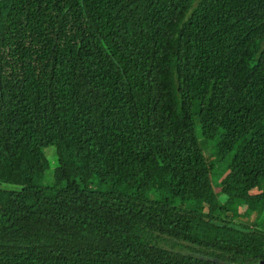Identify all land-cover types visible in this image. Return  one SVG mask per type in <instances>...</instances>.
Segmentation results:
<instances>
[{
    "label": "trees",
    "instance_id": "trees-1",
    "mask_svg": "<svg viewBox=\"0 0 264 264\" xmlns=\"http://www.w3.org/2000/svg\"><path fill=\"white\" fill-rule=\"evenodd\" d=\"M195 120L262 209L264 0H0V264H260Z\"/></svg>",
    "mask_w": 264,
    "mask_h": 264
},
{
    "label": "rangeland",
    "instance_id": "rangeland-1",
    "mask_svg": "<svg viewBox=\"0 0 264 264\" xmlns=\"http://www.w3.org/2000/svg\"><path fill=\"white\" fill-rule=\"evenodd\" d=\"M195 123L197 125L196 134L198 143L203 155L209 160L210 178L217 195L216 203L211 206L210 211L214 213L217 205L223 206L226 208V211L220 212L221 217L230 215V212L234 210L236 211V214L238 213V219L241 221V223L249 224V222L246 221V219H249L255 221L256 225L262 226L264 222V206L261 209V201L255 203L254 206L257 210L252 211V215L250 216L248 214L246 215L248 206L244 202V200H242V198L245 197L248 192L249 194H254L258 190L249 188V186H246L243 181L239 180L238 170L236 169H233L230 172L228 178L225 181V184H222L223 179L229 173V163L231 161L233 152H228L222 155L219 154L217 148L218 137H215L213 139L203 138L198 128V122L196 120ZM68 148L70 149L71 154L75 153L76 145L74 142L70 141ZM15 158L17 159L14 161L21 160V163H14V175L12 176L13 181H16L24 172V165H26V167L28 168L31 164V157L30 154L27 153L26 147H21ZM51 170L52 169L48 170L47 177L43 179L44 184H48L50 182ZM248 188L250 190H248ZM234 197H236L237 199ZM178 203L179 201L178 199H176L174 201V204ZM187 203L188 201L185 202V204Z\"/></svg>",
    "mask_w": 264,
    "mask_h": 264
},
{
    "label": "water",
    "instance_id": "water-1",
    "mask_svg": "<svg viewBox=\"0 0 264 264\" xmlns=\"http://www.w3.org/2000/svg\"><path fill=\"white\" fill-rule=\"evenodd\" d=\"M260 264H264V259L259 261Z\"/></svg>",
    "mask_w": 264,
    "mask_h": 264
}]
</instances>
